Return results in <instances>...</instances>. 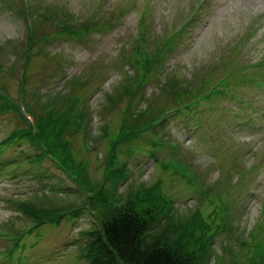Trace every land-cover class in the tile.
Here are the masks:
<instances>
[{
  "label": "rangeland",
  "instance_id": "obj_1",
  "mask_svg": "<svg viewBox=\"0 0 264 264\" xmlns=\"http://www.w3.org/2000/svg\"><path fill=\"white\" fill-rule=\"evenodd\" d=\"M27 1L35 8L56 5L51 10L56 15L68 11L83 19L102 9V15L113 19L92 25L91 35L84 39L75 36L78 40L57 29L52 18H37L38 39L26 71L27 101L33 107L35 100L46 104V96L57 92L64 113H72L80 100L87 101L82 111L85 117L77 119L82 126L64 135L76 163L88 167L76 179L82 167L73 168L68 158L66 172L49 158L35 167L27 162L36 153L30 144L8 147L0 156V233L16 235L33 224L12 198H34L43 205L42 210H48V196L59 207L87 203L75 180L84 189L91 181L116 189L111 196L109 190L100 198L95 194L97 199L89 202L99 210L97 217L92 213L95 209H90L64 218L59 225L45 224L25 234L10 257L3 252L12 249L15 241L0 236V264H86L83 254L88 238L82 232L96 227L94 221L98 223L106 215L101 211L105 197L120 205L130 198V191L146 193L150 186H157L156 192L168 201L165 207L176 209L186 221L192 211L200 210L214 225L213 247L205 256L211 257V264L218 259L219 264H255L247 244L255 243L252 236L264 233V63L259 65L264 62V0ZM20 2L10 0L13 8ZM147 4L148 17L140 21ZM195 14L197 20L189 26ZM27 27L0 0V88L8 90L11 98L19 99L22 68L18 51L22 53L24 44L17 42L26 40ZM145 27L150 32L140 44L149 50L156 48V41L184 28L167 52L160 74L163 82H175L174 88L161 87L153 75L143 87L141 106L151 105L157 115L165 108L166 114L159 116L167 120L155 133L148 131L129 143L125 148L130 153H121L120 163H116L122 178L106 181L108 154H116L109 152V141L131 102L126 87L137 77L135 61L139 57L130 45ZM43 34L50 40L43 39ZM47 52L63 56V63L56 57L47 58ZM59 70L62 74L55 75ZM71 75L74 78L69 80ZM80 77L86 78L85 85L77 87ZM19 126L15 114L0 115V141ZM83 135L88 137L83 139ZM232 215L233 234L223 222ZM152 223L155 230L151 235L162 237L160 232H167L168 222L159 216ZM242 232H250L246 245L234 238ZM260 245L264 249V242Z\"/></svg>",
  "mask_w": 264,
  "mask_h": 264
},
{
  "label": "trees",
  "instance_id": "obj_2",
  "mask_svg": "<svg viewBox=\"0 0 264 264\" xmlns=\"http://www.w3.org/2000/svg\"><path fill=\"white\" fill-rule=\"evenodd\" d=\"M47 18H52L53 21L58 20V26L56 25L58 29L63 30V33H68L79 39H82L88 34L90 26L98 24L99 21H103V24H107L108 21L113 19L112 17L91 18L93 20L77 25L68 24L67 21L59 15L52 17L51 13L47 15ZM149 32L148 27L142 29L143 38ZM33 37H37L36 29ZM17 45H20V43L17 42ZM167 47L170 48L171 44H168ZM137 49L138 50L134 52L140 59L135 61V65L138 67V71L135 74L137 77L133 80V85L126 87V94L131 102L125 108V111L127 110V118H125V123L120 127L123 128L122 134L124 135L134 132V140L132 143L136 142L142 136L144 132L141 130L144 126L158 119L156 110L152 108L151 105L148 108L145 107L142 112H133L131 109L135 105L134 102L139 100V97L144 94L143 87L147 80L152 78V75L155 77L154 71L163 64L167 52L164 46L163 48L156 49L154 52L147 47H143L141 44L138 45ZM1 50L3 49L1 48ZM25 54L26 58L22 64L26 70L31 60V50L27 48ZM161 56H163L162 61ZM167 86L172 89L175 86V82H168ZM183 90H188V87L183 88ZM190 93L192 94V92ZM60 98L61 97L57 100V104L60 102ZM81 101L82 100L78 102L72 113H64L62 111L63 107H60L59 104L46 114L36 113L38 125H40L43 132V140L49 146L50 152L61 161L63 166H65L66 158L70 160L73 168L79 169L81 166L82 170L78 171L79 176H82L83 173L86 174L88 166L84 162L76 163L71 143L64 134L67 130H78L82 126L80 124L81 122L77 120L78 116L81 114L79 110ZM2 114H15L21 126L14 129L5 139L0 141V156L8 147L26 143L30 144L36 150L33 156L27 157V162L35 167L43 164L47 155L43 151L39 140L32 132L31 127L22 118L18 110H13L12 104L7 100L6 96L0 95V115ZM82 116L85 117L84 114ZM154 127L155 126L152 128ZM118 130L119 129L113 134L111 143L118 147L116 150L119 153L123 151L122 146L120 147V143H114V138ZM118 159L119 157L117 156L107 164V168H109L110 172L109 175L107 174L104 177L106 181H110L111 179L116 181L122 178L121 169L115 166ZM17 162L18 161H15L14 163ZM89 186L93 193L90 196H85L87 203L76 206H70L72 204L68 203V208L55 206L50 196H48L45 201L50 205V209L48 210H42L43 205H39V202L36 203L34 198L29 200L12 198V200L23 209L26 216L32 220L33 224L28 229L22 230L16 235H11V231H8L6 236L13 237L14 239L20 236L22 239L25 234H30L40 229L45 224L59 225L64 218L70 215L73 217L76 215L80 216L83 214V211H91L90 209H95L92 213L97 217L100 215L99 210L89 204V202L97 199L95 198V194L100 198L107 193V190H109V196H111V191L113 188L116 189V187L113 185L108 188L105 185L93 184L92 181L89 183ZM156 187L157 186L149 187L146 195L147 198H145L144 193L134 194L130 192V196H128L130 198L120 205H113L112 197L108 199L110 202L109 205L107 197H105L106 200L104 201L101 211H104L103 213L106 212V215L102 220H97L98 223L94 221L96 227L82 232V234L88 238L83 254L86 261H88L86 264H211V257L206 258L205 256L208 253L206 249L207 242L215 237L216 232L213 229L214 225L208 223L204 215L200 213V210L192 211V217H189L188 221L185 219L186 216L181 213L178 224H173V213L170 217L165 216L167 214L164 212L163 207L166 198L162 194L156 192ZM96 189L97 191L94 193ZM42 197H45L44 193ZM158 216L160 219L168 222L165 226L167 227V232L165 233V229L160 232L162 237L151 235V231L155 230L152 221ZM159 223L161 224V222ZM220 227L221 225L217 228ZM263 236L264 233H258L256 236H252V241H256L250 244L251 241L248 243V234L245 236V241L242 243L243 245L248 243L247 246L249 245L248 248L251 249L250 259L256 261L255 264H258L261 260L262 253L259 248V241ZM238 238L239 237H237V240ZM13 253L14 251L11 248H7L3 252V256H12ZM219 262L218 259L216 264H219Z\"/></svg>",
  "mask_w": 264,
  "mask_h": 264
}]
</instances>
